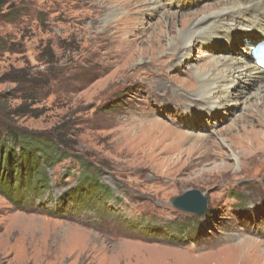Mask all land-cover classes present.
<instances>
[{
    "label": "rangeland",
    "instance_id": "rangeland-1",
    "mask_svg": "<svg viewBox=\"0 0 264 264\" xmlns=\"http://www.w3.org/2000/svg\"><path fill=\"white\" fill-rule=\"evenodd\" d=\"M177 2L176 29L221 3ZM141 4L0 0V141L14 147L10 127L65 153L44 166L42 193L0 192V264H264V138L246 134L259 101L192 99L196 68L230 53L196 42L185 58L155 54L158 16ZM190 105L227 113L187 126ZM187 191L205 197L204 213L171 207Z\"/></svg>",
    "mask_w": 264,
    "mask_h": 264
},
{
    "label": "bare ground",
    "instance_id": "bare-ground-1",
    "mask_svg": "<svg viewBox=\"0 0 264 264\" xmlns=\"http://www.w3.org/2000/svg\"><path fill=\"white\" fill-rule=\"evenodd\" d=\"M141 1L140 8L144 7L150 13L154 12L158 16L156 22L148 28L149 39L157 46L155 54H161L164 50H168L174 56L185 58L189 49L196 42L197 45L208 46L212 51L225 50L230 53V56L214 57L211 63L196 68L194 78L197 88L192 93V99L213 105L216 103L226 105L228 102L225 101H233V105L240 104L241 107L248 110L251 107L250 101L256 99L259 102L254 104L256 106L254 110L259 116H257L256 125L252 129L257 126L258 130L249 128L250 130L246 134L249 136L248 138L257 140L258 136L264 138L260 134V131L264 130V70L257 67L252 57L254 48L259 44H264V0H217L221 3H217L215 6H206L201 12L194 13V16L183 19L178 29L175 28V21L180 15L171 11L180 13L184 5H178L177 0H170L167 5L159 0ZM236 21L239 23L236 29L226 25V23ZM245 21L249 23L243 25L242 23ZM214 28H216L214 36L207 37L209 31ZM162 47L164 48L162 49ZM130 49L132 50V48ZM249 85L256 89L254 93H249L250 95L247 96L245 92ZM238 86L240 93L237 89ZM259 105H262L263 108L258 109ZM204 108L206 110L191 106L185 110L183 114L189 123L187 126H194V120L197 117L202 118L201 113H206L204 116H209V118L210 116L211 118L215 116L221 118L227 113L220 111L217 114L207 106ZM196 110H199V113L195 112ZM190 114L195 116L194 120L189 119ZM260 142L262 143V140ZM248 245V242L245 244L244 241H240L236 247L243 251ZM251 248L253 250L255 246L249 247V250Z\"/></svg>",
    "mask_w": 264,
    "mask_h": 264
},
{
    "label": "trees",
    "instance_id": "trees-1",
    "mask_svg": "<svg viewBox=\"0 0 264 264\" xmlns=\"http://www.w3.org/2000/svg\"><path fill=\"white\" fill-rule=\"evenodd\" d=\"M5 129L6 139H9L14 147L18 146L19 152L16 154L12 147L6 153L3 142L0 141V192L3 198L9 202L16 199L20 201L23 190L42 193L48 186L44 166L53 167L63 160L65 153L58 147L60 141L36 139L20 134L10 127ZM42 185L44 187L41 190Z\"/></svg>",
    "mask_w": 264,
    "mask_h": 264
},
{
    "label": "water",
    "instance_id": "water-1",
    "mask_svg": "<svg viewBox=\"0 0 264 264\" xmlns=\"http://www.w3.org/2000/svg\"><path fill=\"white\" fill-rule=\"evenodd\" d=\"M264 186V179L262 180ZM172 208L189 215H199L206 211L207 201L198 191H187L170 201Z\"/></svg>",
    "mask_w": 264,
    "mask_h": 264
}]
</instances>
